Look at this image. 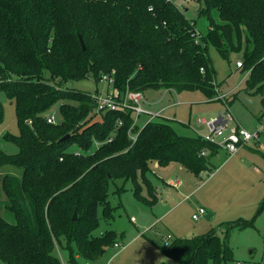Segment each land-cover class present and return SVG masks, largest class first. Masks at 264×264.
I'll return each instance as SVG.
<instances>
[{
    "label": "trees",
    "instance_id": "1",
    "mask_svg": "<svg viewBox=\"0 0 264 264\" xmlns=\"http://www.w3.org/2000/svg\"><path fill=\"white\" fill-rule=\"evenodd\" d=\"M196 1L208 22L205 35L185 9L168 0H0V92L14 101L19 127L18 135L3 137L18 152L0 149V169L22 170L20 177L2 178L8 218L0 216V260L5 264H61L55 255L59 246L69 250L71 262L79 255L96 259L117 238L114 232L95 235L100 207L104 217L111 216L112 181L132 180L140 196V174L154 197L145 176L153 163H178L197 176L210 170L217 145L180 135L167 122H150L138 131L132 112L98 115L91 95L64 86L90 76L98 84L108 76L122 92L199 90L212 98L217 90L208 55L212 47L226 60L231 52L244 51L240 69L253 77L250 90L263 93L264 0ZM54 109L59 121L50 124L44 116ZM131 132L138 134L135 143ZM93 140L101 145L92 155L68 152L75 144L87 152ZM160 249L178 264H222L232 258L227 240L213 230Z\"/></svg>",
    "mask_w": 264,
    "mask_h": 264
},
{
    "label": "rangeland",
    "instance_id": "2",
    "mask_svg": "<svg viewBox=\"0 0 264 264\" xmlns=\"http://www.w3.org/2000/svg\"><path fill=\"white\" fill-rule=\"evenodd\" d=\"M172 1L187 10V18L196 23L200 34L207 33L208 22L200 13L199 2ZM208 55L212 60L217 87L214 97L209 98L199 90L168 93L164 89H149L145 91L148 100L142 104V109L156 112L173 106L163 110L161 118L154 117L153 122H167L180 135L187 137L206 136L209 134L206 122L219 115L227 118L229 114L232 120L227 123L226 133L233 128L256 132L262 124L264 126V92L250 90L252 75L237 67V62L244 60V51L231 52L226 60L210 47ZM64 86L89 95H106L107 90L112 92L111 86L106 82L97 84L92 76L66 82ZM219 96H225V99L215 100ZM0 102L3 107L0 149L17 153V146L3 139L4 135L19 134L14 101L2 91ZM51 113L59 121L57 109ZM133 118H136L135 114ZM146 120V116L139 118L138 131L143 129ZM260 140L263 144L264 135ZM253 143L234 156L220 148L216 156L210 157V170L199 176L178 163L165 167L151 164L145 176L154 197L150 196L140 174L138 183L143 189L140 196L136 194L138 186L132 180L115 179L108 191L111 216L104 217V209L100 207V225L95 232L96 236L114 232L117 238L113 245L107 246L96 259L79 255L75 262H71L69 250L60 246L56 247L55 255L61 264H178L160 249L165 246L169 235L172 236L168 240L170 243L178 238H193L213 230L227 240L232 250V258L222 264H264V150ZM100 145L93 140L87 152L77 144L72 145L68 152L92 155ZM7 173L20 177L22 170L11 165L0 169V216L5 219L8 218L4 208L7 197L2 188V178ZM177 181L178 187L171 184ZM200 208L207 213L196 221L193 214ZM209 213L213 214L210 218ZM241 224L248 226L241 227ZM115 244L124 248H116ZM0 264L5 263L0 260Z\"/></svg>",
    "mask_w": 264,
    "mask_h": 264
},
{
    "label": "built area",
    "instance_id": "3",
    "mask_svg": "<svg viewBox=\"0 0 264 264\" xmlns=\"http://www.w3.org/2000/svg\"><path fill=\"white\" fill-rule=\"evenodd\" d=\"M169 2L174 3L172 0H168ZM175 4V3H174ZM177 7L182 10L178 5ZM149 11H153V8L150 7ZM237 67L240 69L243 67L242 62H237ZM101 82H106L109 86L112 87V92L109 93L107 90L106 95H91V98L95 102V113L103 114L107 112H115V111H128L132 112L136 115L134 118L133 126H138V121L141 116H146L147 120L145 122L144 127L153 122L154 117L161 118V112H148L142 109V104L146 102V97L143 92H134L127 90L122 92L119 88H115L113 85V79L108 76H103ZM225 96H219L215 100H224ZM45 119L50 124H57L58 120H56V115L54 113L45 114ZM232 120L231 114L228 115L227 118L218 116L216 118L211 119L206 122L209 134L204 137H201L204 141L209 142L211 144L217 145L220 148L225 149L230 156L237 154L242 146L250 142H260V138L264 133V129L260 128L256 132H249L244 128H233L229 133H226L227 123ZM31 124V122H29ZM119 126L122 125V121H118ZM130 139L133 143H135L138 139V134L131 132ZM110 139L109 141H111ZM79 154V153H77ZM202 155H206V152H203ZM178 182L173 184L177 186ZM206 210L200 208L196 213L193 214L194 220H199L201 217L206 215ZM172 236H168L165 241V246L169 245L168 240H170ZM116 248H124L123 245L115 244Z\"/></svg>",
    "mask_w": 264,
    "mask_h": 264
},
{
    "label": "crops",
    "instance_id": "4",
    "mask_svg": "<svg viewBox=\"0 0 264 264\" xmlns=\"http://www.w3.org/2000/svg\"><path fill=\"white\" fill-rule=\"evenodd\" d=\"M166 92H168V93H172V92H174L173 90H165ZM146 92H148V91H146ZM144 93V95H145V97H146V101L148 100V97H147V95L145 94V92H143ZM176 93V92H175ZM171 107H173V106H168V107H166V108H162L161 110H158V111H156V112H161L162 113V111L163 110H165V109H168V108H171ZM260 128H263L264 129V126H263V124L260 126ZM259 130V129H258ZM262 135H264V133L262 134ZM254 142V143H253ZM253 142H250V143H247V144H245L244 146H242L241 148H240V150H239V152L238 153H240V151H242V149H245V148H247L250 144H254L256 147H258L260 150H264V143L262 144L261 143V140H260V142L259 143H257V142H255V141H253ZM256 143V144H255ZM250 148V147H249ZM237 153V154H238ZM237 154H235V155H237ZM234 156V155H233ZM157 165V164H156ZM177 182H179V181H177ZM171 184L173 185V184H175V183H173V182H171ZM170 184V185H171ZM174 186V185H173ZM179 185L177 184V186H175V187H178ZM213 215V214H212Z\"/></svg>",
    "mask_w": 264,
    "mask_h": 264
},
{
    "label": "water",
    "instance_id": "5",
    "mask_svg": "<svg viewBox=\"0 0 264 264\" xmlns=\"http://www.w3.org/2000/svg\"><path fill=\"white\" fill-rule=\"evenodd\" d=\"M187 10H185V13H186ZM80 41H81V45H82V48L85 50L86 47H85V44H84V41L82 40V38L80 37ZM71 135L67 134L66 136H64L63 138L60 139L61 142H64L66 140H68L70 138ZM212 217V213H209L208 215V218ZM78 218V214H77V211L74 212V216H73V220L76 221Z\"/></svg>",
    "mask_w": 264,
    "mask_h": 264
}]
</instances>
